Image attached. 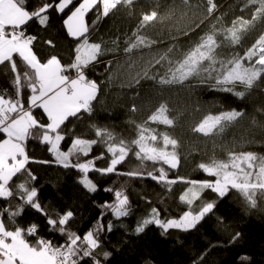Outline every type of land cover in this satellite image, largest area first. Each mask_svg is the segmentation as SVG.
Returning <instances> with one entry per match:
<instances>
[{"label": "snow or ice", "instance_id": "6c2138e0", "mask_svg": "<svg viewBox=\"0 0 264 264\" xmlns=\"http://www.w3.org/2000/svg\"><path fill=\"white\" fill-rule=\"evenodd\" d=\"M241 12L250 11V18L239 16L225 26L220 17H215L209 29L193 33L211 20L217 10L215 0H202L192 4L191 0H172L171 4H162L154 0L152 10L141 14L138 24L131 34H124L123 39L117 35L111 40L119 50L123 44L125 62L129 69H135L137 60H143L144 49L156 54L143 62V66L122 81L118 74L109 71L113 64L119 66V60L102 61L112 49L108 48L103 37L92 41L90 36L96 31L97 24L110 15L120 11H133L138 0H43L41 5L29 10L28 0H0V71L8 70L12 75L13 93L0 92V198L8 206L0 208V264H104L112 256L103 250L101 236L112 232L114 224L109 220L104 223V216L111 213L119 220L131 215V204L123 186L114 191V201L100 205L103 209L95 224L83 234L74 231L75 213L68 209L64 212L51 213L39 200V188L35 186L36 175L29 168L31 163L58 165L64 169H75L80 173L78 183L88 192L95 193L98 188L90 178V172L101 175H123L129 178L150 177L165 186L168 192L172 186L183 182L189 187L182 192L179 199L188 206L179 217H163L157 207H150L147 214L136 222L132 235L139 236L154 225L161 230V235H168L170 230L188 232L196 229L206 216L213 213L215 201L204 202L201 195L211 190L219 198L231 191L239 194L246 211L264 208V155L253 151H236L235 141L224 144L225 135L230 128L236 127L247 117L244 110L235 108L213 112L211 106L204 110L197 100L191 105L192 112L200 113V118L192 125L190 131L207 138L213 152L219 147L225 153L224 158L215 155L197 165L213 179L188 180L177 176L170 178L165 167L153 171L130 170L120 172L118 166L128 160L130 154L143 166L146 162L155 165H167L168 169L180 166V141L173 138L168 131H158L159 126L175 130L186 115H191L188 107L178 110L172 99L180 97L191 101L198 90L210 89L229 93L240 100L252 95L264 85V0H242ZM163 7L164 11L159 9ZM66 14L63 21L69 38L76 41L73 59L65 64L55 54L41 58L36 50L37 36L28 34L30 22L47 28L50 11ZM177 12L181 18L191 12L196 18L187 27H177L173 17ZM89 13L95 20L89 25ZM202 17V18H201ZM157 24L168 28L167 39L171 41L166 48L160 49L163 37L154 39L147 30ZM260 27L261 32L243 55L235 51ZM181 38H187V46H178ZM55 47L51 39L44 42ZM106 63L108 75L99 83L90 79L88 71L99 63ZM142 81H151L152 89L160 97L159 103L149 111L142 123L130 119L134 126L135 138L126 140L113 131L96 124L89 125L94 138H84L75 134L69 125L73 120L82 121L85 116L94 115L95 104L100 103L105 89L118 86L121 89L134 90L129 98L133 101L128 111L135 115L140 111L136 100L140 99ZM28 90L25 98L24 91ZM242 89V90H237ZM171 97H165V93ZM181 93L186 96L181 97ZM95 102V103H94ZM264 115V108L257 109ZM39 112V114H38ZM253 126L264 130V124L254 117ZM155 125L156 127H153ZM69 135L71 140L67 150L62 148ZM37 141L46 145L52 160H35L28 151V142ZM251 143V141H248ZM104 145L109 162L106 167H97L96 161L105 159V153L82 162V157H89L93 147ZM19 204L12 208V201ZM197 201H201L197 204ZM146 203L151 204L146 199ZM31 208L46 218L48 231L63 237V243H54L40 234L37 223L22 225L17 218L22 217L25 208ZM121 227L125 225L121 224ZM240 233L231 235L229 243L239 240ZM207 252L193 260V264H203ZM250 258L242 256V261ZM151 264V261L146 262Z\"/></svg>", "mask_w": 264, "mask_h": 264}, {"label": "trees", "instance_id": "16d2710c", "mask_svg": "<svg viewBox=\"0 0 264 264\" xmlns=\"http://www.w3.org/2000/svg\"><path fill=\"white\" fill-rule=\"evenodd\" d=\"M43 0H28L29 10L38 8ZM78 2V0H75ZM162 4H171L172 0H161ZM192 4L202 3V0H191ZM217 10L214 13L215 17L221 16L226 24L231 23L239 16L250 17V11L241 12L243 7L242 0H215ZM154 0H138V4L134 10L120 11L115 16H109L101 20L96 27V31L90 36L92 41H97L98 38L108 42L106 46L110 51L106 56L102 57V61L119 60L117 66L113 64L109 71L119 75L122 81L128 79L131 74L138 71L143 62L148 60L152 55L156 54L157 49L154 47L152 52L144 49L143 60H137L135 69H129L128 63L125 62V54L123 53V44H120L119 50L115 45L111 44V40L117 35L124 37V34H131L139 22L140 16L144 12L152 10ZM159 11L163 12L161 7ZM65 14H59L50 11V20L47 28H42L36 23L30 22L27 30L37 36L36 50L41 58H46L52 54L58 55L62 62L67 64L73 57L76 41L69 38L65 30L63 21L66 18ZM202 18V17H201ZM211 19V20H212ZM89 25L95 20V15L89 13L87 17ZM195 17L189 12L188 16L181 18V13L177 12L173 17V21L177 27H187L191 24ZM211 20H205L204 24L193 33L192 39L195 40L197 34H202L208 27ZM166 25L162 28L157 24L154 28L147 30V34L159 39L163 37V43L159 45L160 49L166 48L171 43L168 37V28ZM261 32L260 27L252 33L250 40H254L256 35ZM51 39L55 47L46 45L44 42ZM187 38H181L178 46H187ZM87 75L90 79H95L99 83L104 79L106 72V63H99L93 70L88 71ZM264 88V85L261 86ZM152 89L151 81H142L140 91V99L136 100V104L140 111L135 115L131 114L128 109L133 103L129 98L134 95V90L121 89L118 86H112L110 89H105L98 99L100 103L95 104L94 115L89 118L84 117L82 121L73 120L69 125L74 128L75 134L84 138H94V133L89 131L90 124L106 127L113 131L118 137H123L126 140L135 138V129L129 120H135L137 123H142L149 111L159 103L160 97L157 96ZM7 91L13 93L12 75L8 70L0 71V92ZM28 90L25 89V98L28 95ZM165 97H171V93L166 92ZM181 97L186 96L185 93L180 94ZM199 101L200 106L207 110L211 106L215 113L219 110H244L247 117L240 121L234 127L228 129L225 138L219 143H230L235 141L236 151H253L260 155H264V130L253 126L251 119L254 117L261 123L255 115L243 107L240 99L229 93L217 92L215 90L204 89L198 90L191 101L182 100L180 97L172 99L173 106L178 110L188 107V111L192 112L191 105ZM95 103V102H94ZM39 114V112H38ZM200 113L192 112L191 115H186L181 120L180 126L175 130L159 126L158 131H168L173 138L180 141V166L177 169H168L167 165H153L151 162H146L143 166L141 162L136 160L130 154L128 160L124 164L118 166L120 172L130 170H147L153 171L156 168L163 166L168 171L170 178L177 176L185 177L188 180H210L202 170L197 168V165L202 161H207L215 155L217 158H224L225 153L219 150V147L213 152L212 143L199 134H193L190 128L200 118ZM263 124V123H261ZM153 127H156L153 125ZM68 139L62 143V148L67 150L69 146ZM248 141H251L249 143ZM28 151L30 156L35 160H52L51 153L48 152L46 145H41L37 141L28 142ZM105 153V159L96 161L97 167H106L109 162V154H107L104 145L98 144L93 147L89 157H82L84 160L90 159ZM29 168L36 175L37 180L35 186L39 188V200L42 205L46 206L50 214L55 212H64L72 210L75 213V222L72 224L74 231L83 234L90 229L97 218L100 217L103 209L100 205L114 201V191L121 186L126 190L131 204V215L122 217L116 220L111 213L104 216V223L107 224L112 220L114 227L112 232H105L101 239L103 241V250L112 253V256L104 264H146L151 261V264H193V260L198 258L202 253L207 252L204 257L203 264H264V208L253 209L246 211L241 197L235 191L229 192L223 198H219L216 193L211 190H205L201 195V200L204 202L215 201L213 213H210L205 219L197 225L196 229L188 232L178 230H170L168 235H161V230L151 225L144 233L139 236L132 235V229L136 222L142 216L146 215L150 207H157L161 211L163 217H179L188 206L182 203L179 199L183 191L189 185L179 182L172 186V191L168 192L167 188L150 177L129 178L123 175L109 174L101 175L96 172H90V178L96 183L98 190L95 193L88 192L81 184L78 183L80 173L75 169H64L58 165H46L40 163H31ZM106 188H113V192L105 191ZM146 199L151 201V204L146 203ZM201 201H197L199 204ZM20 201L14 199L12 208H15ZM8 206V202L0 198V208ZM17 222L22 225L37 223L40 228V234L47 239L53 240L54 243H63V237L58 233L48 231L46 218L35 212V210L26 207L22 217L17 218ZM123 224L125 227H121ZM240 233V238L235 243H229L230 237L234 233ZM247 256L250 259L242 261L241 257Z\"/></svg>", "mask_w": 264, "mask_h": 264}, {"label": "rangeland", "instance_id": "374dc122", "mask_svg": "<svg viewBox=\"0 0 264 264\" xmlns=\"http://www.w3.org/2000/svg\"><path fill=\"white\" fill-rule=\"evenodd\" d=\"M221 18V22L225 25V26H231V23L226 24L225 20H222L223 17L218 16ZM250 18V17H245ZM216 20L215 18L212 19L208 25V27L206 28L205 31H207L210 27V25L212 23H215ZM204 31V32H205ZM259 35H256V37L254 38V40H250V38H247L245 40L242 41L241 45L235 46V51L239 52L241 55H243L244 50H246L248 47L251 46L252 43H254L255 39L258 37ZM237 90H242V89H237ZM243 107L247 110H249L250 112H252L255 117L264 124V115H261L257 109H261L264 108V88H260L257 89L252 95L246 97L245 100H241Z\"/></svg>", "mask_w": 264, "mask_h": 264}, {"label": "built area", "instance_id": "2783aa9c", "mask_svg": "<svg viewBox=\"0 0 264 264\" xmlns=\"http://www.w3.org/2000/svg\"><path fill=\"white\" fill-rule=\"evenodd\" d=\"M27 32H28V34H32V33H30L28 30H27ZM32 35H34V34H32Z\"/></svg>", "mask_w": 264, "mask_h": 264}]
</instances>
